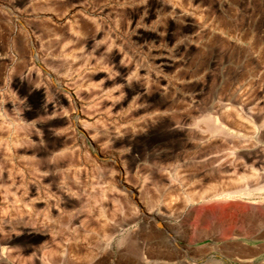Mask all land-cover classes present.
<instances>
[{
	"label": "rangeland",
	"instance_id": "374dc122",
	"mask_svg": "<svg viewBox=\"0 0 264 264\" xmlns=\"http://www.w3.org/2000/svg\"><path fill=\"white\" fill-rule=\"evenodd\" d=\"M262 236L264 0H0V264Z\"/></svg>",
	"mask_w": 264,
	"mask_h": 264
},
{
	"label": "crops",
	"instance_id": "0c3cea01",
	"mask_svg": "<svg viewBox=\"0 0 264 264\" xmlns=\"http://www.w3.org/2000/svg\"><path fill=\"white\" fill-rule=\"evenodd\" d=\"M227 250L219 254L222 264H264V236L228 240ZM217 257L216 254H212ZM211 256V254H210Z\"/></svg>",
	"mask_w": 264,
	"mask_h": 264
},
{
	"label": "bare ground",
	"instance_id": "6f19581e",
	"mask_svg": "<svg viewBox=\"0 0 264 264\" xmlns=\"http://www.w3.org/2000/svg\"><path fill=\"white\" fill-rule=\"evenodd\" d=\"M223 4V3H222ZM224 6V5H223ZM118 67V71H119V76H118V80H120V81H122V82H124V83H129V81H130V78H129V76L127 75V73H125L124 74V68H123V66L121 65V66H117ZM34 91V90H33ZM36 91H38V93H42L41 92V90H38V89H36ZM35 91V92H36ZM43 95V94H42ZM42 98V97H41ZM45 102V101H44ZM43 104V103H42ZM42 107V106H41ZM42 109L43 110H50V109H52V106H51V104H49V103H47V102H45L44 103V105H43V107H42ZM218 126H219V124H218ZM216 129L217 130H221V131H223L224 130V128L223 127H216ZM228 133V132H227ZM33 189V186L32 187H30V190H32ZM34 191V190H33ZM227 196V195H226ZM35 198V197H34ZM39 200V199H38ZM38 200H35V201H33V202H35V204L37 205L38 203H39V201ZM17 203H18V200L16 199H14L13 201H12V205H17ZM64 204H65V202H64ZM53 210V209H52ZM26 216H28V214H26L25 212L24 213H19V214H17L16 215V217H18L19 219H22L23 217H26ZM7 223H9V220H6V221H4V225H8ZM39 237H41V236H39ZM3 254H4V251H2L1 253H0V256H3Z\"/></svg>",
	"mask_w": 264,
	"mask_h": 264
}]
</instances>
